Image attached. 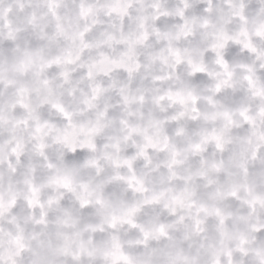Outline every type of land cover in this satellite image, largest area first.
<instances>
[{
  "label": "clouds",
  "instance_id": "1",
  "mask_svg": "<svg viewBox=\"0 0 264 264\" xmlns=\"http://www.w3.org/2000/svg\"><path fill=\"white\" fill-rule=\"evenodd\" d=\"M0 264H264V0H0Z\"/></svg>",
  "mask_w": 264,
  "mask_h": 264
}]
</instances>
